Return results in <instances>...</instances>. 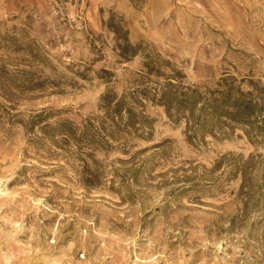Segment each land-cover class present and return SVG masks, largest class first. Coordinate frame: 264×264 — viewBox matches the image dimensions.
<instances>
[{
	"label": "rangeland",
	"instance_id": "1",
	"mask_svg": "<svg viewBox=\"0 0 264 264\" xmlns=\"http://www.w3.org/2000/svg\"><path fill=\"white\" fill-rule=\"evenodd\" d=\"M0 264H264V0H0Z\"/></svg>",
	"mask_w": 264,
	"mask_h": 264
}]
</instances>
